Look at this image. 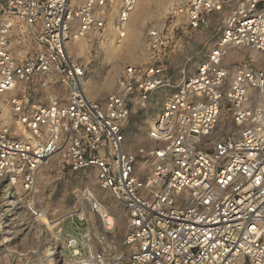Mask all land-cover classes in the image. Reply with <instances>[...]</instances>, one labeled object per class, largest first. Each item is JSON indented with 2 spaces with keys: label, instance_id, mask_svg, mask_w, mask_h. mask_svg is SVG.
<instances>
[{
  "label": "built area",
  "instance_id": "built-area-1",
  "mask_svg": "<svg viewBox=\"0 0 264 264\" xmlns=\"http://www.w3.org/2000/svg\"><path fill=\"white\" fill-rule=\"evenodd\" d=\"M138 1L0 0V16L26 26L40 47L20 61L22 36L0 24V179L31 183L55 157L74 170L96 169L102 188L126 211V231L118 242L109 239L112 219L89 203L104 230L94 236L96 248L88 233L66 239L65 264H264V66L224 64L230 52L264 53V6L174 0L192 30L217 21L216 38L149 124V144L130 150L132 105L162 87V70L127 66L115 90L95 102L85 91L87 67L68 45L110 31L121 42ZM145 38L153 51L166 47L159 31ZM36 79L42 88L64 85L66 96L38 107L23 93L4 99ZM77 213L69 223L79 233L88 221Z\"/></svg>",
  "mask_w": 264,
  "mask_h": 264
},
{
  "label": "rangeland",
  "instance_id": "rangeland-1",
  "mask_svg": "<svg viewBox=\"0 0 264 264\" xmlns=\"http://www.w3.org/2000/svg\"><path fill=\"white\" fill-rule=\"evenodd\" d=\"M264 6V0H261ZM9 23L17 33L20 44L15 52L24 62L36 56L39 45L32 40L29 29L13 18L0 16V24ZM192 30L177 12L174 0H139L126 28L125 38L117 42L114 33L90 35L80 42H70V55L87 67L85 91L88 98L103 102L116 88L118 74L127 66L146 72L152 66L162 70V87L146 102H134L125 127L130 150L149 144L147 132L167 100L177 92L182 80L190 77L206 58L215 41V26ZM159 31L166 37V47L153 51L145 38L147 31ZM20 38V39H19ZM252 61L264 66V53L243 50L230 52L224 64ZM36 79L29 84H18L4 99L15 94L30 98L33 106H44L51 96H66L62 84L42 88ZM4 122L13 125L9 116ZM14 132V128H13ZM17 134L18 131H17ZM92 195L114 221L109 239L118 242L126 231L127 216L109 190L102 188L95 168L74 170L60 158H52L35 173L31 183L22 180L13 183L0 179V264H65L62 254L66 239L80 238L88 233L86 242L96 248L94 236L103 232L99 218L86 204ZM85 215L88 221L83 231L76 233L71 220L75 213ZM54 259V260H53ZM53 260V261H52Z\"/></svg>",
  "mask_w": 264,
  "mask_h": 264
},
{
  "label": "bare ground",
  "instance_id": "bare-ground-1",
  "mask_svg": "<svg viewBox=\"0 0 264 264\" xmlns=\"http://www.w3.org/2000/svg\"><path fill=\"white\" fill-rule=\"evenodd\" d=\"M93 201H95L98 205H97V208H98V210L99 211H101V212H105L106 213V210H105V208L100 204V203H98V201L92 196V195H88L87 196V200H86V204L88 205L89 203H92ZM91 208V207H90ZM107 214V213H106ZM107 216H109L111 219H112V217L110 216V215H108L107 214ZM112 221H113V219H112ZM113 225H114V221H113ZM54 260V259H53ZM52 260V261H53Z\"/></svg>",
  "mask_w": 264,
  "mask_h": 264
}]
</instances>
